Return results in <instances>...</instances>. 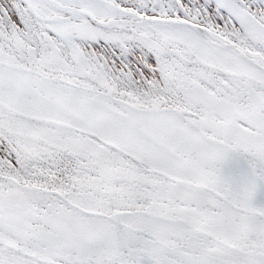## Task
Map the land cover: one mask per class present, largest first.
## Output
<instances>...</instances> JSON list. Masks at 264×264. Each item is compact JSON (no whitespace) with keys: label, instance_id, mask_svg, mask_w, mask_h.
Wrapping results in <instances>:
<instances>
[{"label":"snow or ice","instance_id":"1","mask_svg":"<svg viewBox=\"0 0 264 264\" xmlns=\"http://www.w3.org/2000/svg\"><path fill=\"white\" fill-rule=\"evenodd\" d=\"M0 264H264V0H0Z\"/></svg>","mask_w":264,"mask_h":264}]
</instances>
